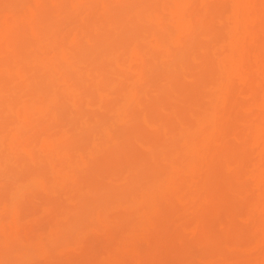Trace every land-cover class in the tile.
<instances>
[{
  "label": "bare ground",
  "instance_id": "6f19581e",
  "mask_svg": "<svg viewBox=\"0 0 264 264\" xmlns=\"http://www.w3.org/2000/svg\"><path fill=\"white\" fill-rule=\"evenodd\" d=\"M23 1L27 2V0H21L20 1L21 5L20 4L16 5L15 9L17 6L21 7ZM31 1L32 0H30V2ZM89 1L92 2V7H91L92 11L90 13H87L86 15L81 14L80 16H78L77 19H75V23H73L74 25H72L71 23L72 21L70 23L68 22L70 25L68 24L67 26L68 27L70 26V28L66 26V28L64 27V31H62L63 22L59 20L48 21L46 19L40 18V19H34L33 21H30L26 24L24 21H23L24 23L16 22L15 25L13 26L14 28L17 27L18 25H21L24 26L25 28L27 27V29H25L26 32L27 30H29L28 28H30L32 34L26 37V40L23 39L24 41L22 40V42H19L21 44L18 47L19 49L17 50L9 51V48H7L8 49L7 52H3L4 50L2 49H4L5 46L0 48L1 49L0 74H10L4 80L0 81V123L5 122L4 123L5 130L2 126L3 130H1V134H0V173H4L6 171L11 172V170L14 172L15 167L20 168L17 167L19 166V163L17 164L16 161L19 162V160L21 159L20 164L22 162L21 164L22 173L23 172L26 173L27 171V174H29L28 178L35 179L37 177L38 178L44 177V180L47 181V177H48L47 172H49V168L50 170H52L51 166L54 161H55L54 164H56L55 159L57 156L55 152L57 149L56 147H58V144H56L55 142L54 147L56 149L53 147V153L50 149L49 152L47 148L43 149L44 152L43 151L41 152V150L37 149V147L40 145L39 142L41 141L42 138L41 139L39 138L38 140L37 138L34 137L35 138L34 140V138L29 139L28 137L26 138L25 136H23V134L26 131H27L26 132L27 135H29V133L31 134L30 126L32 129L35 127L34 119H36V116L38 114L41 115V118L39 116L36 119V121L40 119L38 121L39 124L43 123L42 118L43 120H45L46 117H47L46 120L48 122H49L48 117L50 118V121L51 120L55 121V117H53V119L51 118L53 115L56 116L57 114H59L60 112L59 109H60L66 116V121L68 123L71 122V124H76L77 121H80L79 133H76V135L78 136L79 134L85 132L92 125L91 124L92 121H93V125L97 126L96 130L97 128H99L101 124L100 120H97L98 124L95 123L96 115L95 113L92 112V110L94 109V107H99V106H101V108L106 107V109H104L105 116L106 114L109 115L110 112H108V108H107L108 106H102V102H103V97L106 96V94L109 95L110 93H112L113 97L111 96L110 100L115 99L113 100L114 105H110V104L109 105L112 106L111 108H113L114 110L122 109L123 115L121 116L120 120L114 123L115 125L113 127L115 129H112L111 127V131H113V133L117 132L114 133L115 135L114 141H116L120 146L121 145L123 146L120 147L121 153H119L120 151L118 150L117 146H115L114 143L112 146V148H114V157H113L114 159H112L113 163H109L108 165L104 166L102 169H98L99 167H102V166H98L96 168L97 170L94 169L96 170V172H94L93 170L92 175L91 173L90 175L93 176L95 174L94 179L96 181L98 182L103 181L104 184L102 183L101 186L102 185L108 186V188L107 186L106 188L104 187L105 190L102 187V190H104V197L105 194L107 196L106 190L108 189V193H109L110 188H111V193L114 191L117 195L116 198L113 193L111 196L112 198L114 195V198L116 199L115 200L116 204L113 203L114 207L116 209H119L120 210L119 215H122L121 218L119 219L120 225L117 226L119 220H117V223L115 225V227L117 228L114 229V233L117 236L116 238L124 237L125 231L129 230L128 226H130V224L133 226L134 223H136V220L134 221V219L138 215V211L135 206L138 202L137 200V198H139L138 195L148 196L150 198H159L158 209H160V211L164 213V218L153 227H149L148 230L145 228L142 229V235H143L142 237L146 238V241H150L149 243H153V241L157 243L160 241L159 245L164 244L166 246L167 244H169L167 242H170L171 236L173 235V234L169 235L168 233L166 234V232L170 230L171 224L174 222L175 219L178 218V214H175L173 212L175 207L176 210L179 207V206L177 207L176 203H178L180 198L181 200L182 199L184 200L190 197V196L186 197L187 194H183L182 191H180L182 193L181 196L179 192V189L181 187L180 182H182L181 180L184 177L188 176L191 173H194L195 175L201 174V176L203 177V183L212 186L213 195H211L212 192L210 193V198L212 197V200L214 199L213 197L214 193L216 196H218V193H221L220 195L221 198L225 197V193L227 199L231 197L229 196L230 195L229 191L222 190L223 186L220 183V180L226 178L225 176H227L228 174L227 164L230 166L228 161L224 160L223 157H214V156L207 157L208 159L205 158L202 161H198V162L194 161L196 152L202 145L206 144V147L208 148H216V147L220 148L221 147L220 140L222 138L223 131H225L228 128V124L222 126H214L210 124V121L208 120L209 116L214 114V108L216 106V104L214 103L218 99L215 89L216 86H213V84L210 85L206 83L205 80L207 78V71L206 72L202 71V73H206V74H185V72L186 71L188 72L189 64L195 65L196 69H197V65L201 67L204 64H208V63L209 65H214V62L212 63V60L210 59L214 57L213 55L214 53H217L220 56V62H219L220 67L225 68L229 61L233 62L239 60L240 55L234 50L238 33L242 31L243 25L246 26L247 22L250 23L253 20L254 23H257L259 17L257 5L259 3V0H254V1L252 0L247 2L246 4H240L236 0H222V3L221 0H217V2L219 1V4H221V6H219V4L216 3V6H218V8L215 7V9H218L217 12L219 13V15L218 13L212 14V12H210L209 10L211 6L210 4L207 5V10L204 9L206 8V4L210 2L209 0H199L195 7L196 10L193 8L194 10L193 9L192 11L187 10L188 12L186 13L185 11L182 10V6H184L189 0H177V1L150 0L149 6L151 5V1L152 3L153 2L155 3L154 4L155 6L153 7L150 6L149 8H147V10L145 11L146 13L142 17L140 16V14L139 17L136 16L137 11L135 12V9L137 8V6L135 7V9L134 7L133 8L130 7L128 9L119 8L120 15L122 14L121 10L127 12H129V10H132L135 12V13L133 12L135 16L132 17L131 15L132 12L128 14L127 12L123 11L124 12L123 19H118V20H116L117 17L113 16L115 14L118 15L117 12L116 13L114 12L115 14L112 15L109 14V12L111 13L112 10L109 11L108 13L107 11H104V8H102L104 0H89ZM18 2L19 0H16L14 3L17 4ZM137 3L138 2L136 1V4ZM130 4H131V0H130ZM133 5H135L134 2ZM145 5L146 3L143 5L144 8L146 9ZM20 7L18 8L19 10ZM24 7L25 5L22 8ZM108 7H110V5ZM8 9L7 11H9ZM102 9L103 11H101ZM11 11H13V9H11ZM14 13H17V11L14 10ZM9 21L12 20H9L8 18V22ZM157 21L159 22V26L154 27V25L156 24L152 25L151 23ZM64 25L65 23L63 24V26ZM141 26L142 27L145 26V28L140 29ZM152 26L153 29H148V28H152ZM8 29L9 28H7V30ZM139 29L141 33L138 32ZM129 30L132 31L130 32L132 34V37L130 33H128ZM9 32H12V30H10ZM148 40H151V42H150V47L148 45L147 46L148 49H147L144 43H146V41ZM213 40L214 43H212ZM169 43L173 44L174 53L170 51L171 48ZM176 48H180L182 50V53L180 55H178L177 53L175 54L174 50ZM156 53L159 54V58H156L158 59L157 61L156 59H154L155 60L154 62L156 63L153 64L150 61L151 58L153 60L154 55H156ZM98 63L107 65V69L104 73L103 72L100 73V71H98L99 68L96 69ZM151 64L158 66V68L155 71V74H154V69L151 67ZM215 65H217V62H215ZM192 69H194V67H192ZM99 74H106V75L105 77L100 78ZM235 74H239V73L235 71ZM78 75L81 76L80 80L83 79L82 83L79 82L80 80L79 81L77 80L78 82L77 86L66 87L64 85L66 81V79H64L65 81L63 82L64 76L70 78L74 76L76 78V76ZM150 75L156 78L159 76L161 80L158 81L159 77L156 82H154L155 79L154 80L152 79V81L154 82L153 85L152 81L145 80V78L149 77ZM94 76L95 77L99 76V77L94 79L93 78ZM177 78H179L180 81L183 80V83H180V81H178L180 85L178 84L176 86L172 85L169 79L173 81V80H177ZM115 80H116L115 83H117V80H122L124 81V83L120 87L110 92L103 88V85L105 83ZM169 81L170 83H168ZM157 82L159 83L158 85ZM200 90H202L203 93V95L201 96H200L201 93ZM231 91L234 94L235 99L233 105L230 106L229 108L239 107V104L241 103V101H243V94L241 93V91L234 89V87ZM87 97H90V101L87 100ZM95 97L97 99L93 101ZM165 100L168 103L165 102ZM91 101L93 103H91ZM201 102L202 103L204 102V104L202 105ZM22 103H24V105L27 104V109L30 107L29 103L32 104V106L29 108L30 110L29 112L28 110L26 113L24 112L23 110L24 108L21 107ZM57 106H59L60 108H58ZM54 107L55 109L58 110L57 114H56L57 110L55 111ZM79 110H80L79 115L73 114L74 111H79ZM150 110L151 111L156 110L158 113L160 112L159 114L160 118L158 116L156 122H152V120L154 119L150 117L151 116L149 114V112H151ZM51 112L52 115L50 117ZM91 113H93V118H92L93 120L90 121L89 116L90 117L92 116ZM166 114L168 115V117ZM59 116H57L58 117L57 120L62 121L63 119L61 118V116L60 117ZM46 120L44 121V123H47L48 125V122ZM38 122L36 123V125H38ZM153 123H155V126ZM8 125L9 126L11 125L10 128L8 127ZM20 125H23L25 128L23 129L21 127L15 128ZM109 126L104 125V127L106 128L100 127V129L105 130ZM38 127L40 126L38 125ZM91 127L92 128H90V130L91 131L93 130L92 136L94 135V133H96L95 137L96 140H98L100 137L97 138V135L102 136V133H100V131L96 132L95 126H91ZM28 128L30 132L28 131ZM17 129L20 130L19 133ZM21 129L22 131L24 130L26 131H24V133L22 134ZM63 129L65 130V127ZM142 129H147V131L149 129L150 131H152L151 132L152 134L153 133L159 134L162 132L163 136L162 137L157 136V138L144 137L145 133L141 131ZM206 132H209L208 135L209 139L204 144H202L200 142V139L198 140V137L200 134H204ZM55 135H59V133ZM62 135H65V133ZM90 135L91 133L89 134V136ZM46 136L52 138L53 134ZM85 136L88 138L87 134ZM22 137H25V139L24 138L22 139ZM83 138L82 140L85 146H87L86 148L82 144L83 147H85L86 149L85 153L84 150H82L83 152L82 154H84L85 156L88 154L86 153L88 151L87 149L89 147L92 148V141L94 140L93 137H91V140L90 141L87 140V142L89 141V143H87L84 141L86 138L85 139ZM20 141H23L25 145H22ZM33 142H35V145H33ZM246 143L245 144L243 143V145L245 146ZM29 144H31V146H33L34 148V149L29 148L30 151H32L33 153L32 155L27 156V154H24V152L26 151L25 149L24 152L22 151L23 153H21V156H19L20 159L19 157H15L14 154H16L15 148L17 147V145H18L17 147L18 149L16 148V150L20 151V149L22 150L23 147L26 146L29 147ZM129 144L135 145V147L132 146V149H134L132 153L135 154L136 156L131 154L130 146H129V152L128 149H126V145ZM19 145H22V147H20ZM184 147H191L192 150L188 149L187 151H185ZM135 148H137L136 149L137 152ZM96 150L97 149L95 148V152ZM77 151L79 152L81 150L77 149ZM77 151L74 150V152L72 153L71 150L70 158H67L66 156V158L69 159L70 163H72L75 160V158L78 156L77 155L76 157H74V153L76 152L75 154H77ZM40 152L42 153L41 155L39 154ZM93 152L94 149H92V153ZM44 153H46L45 157L43 156ZM123 153H125V155H123ZM22 154L24 155V157L25 156L27 157L22 158ZM35 154L37 155V157L34 156ZM46 155H48V157L49 155L51 156L50 157V159L52 160L51 162H47ZM119 155L120 157L115 159V156L118 157ZM32 156L34 157L32 158ZM249 156L250 155H247V153L245 155L243 153L242 156L238 157L237 159L239 160V164L237 163L238 161H236L235 162L236 166L234 167L233 171L230 172V174L233 176L236 171V174L233 176V179H235L237 185L240 184L239 182L242 180L246 181V179L241 176L240 179L238 178L239 172L243 173L244 171V173L247 172L248 174L250 172L248 170L249 167L247 166H246L247 171L244 170L245 163L248 160H250ZM132 157L134 158L132 159ZM31 158L34 160L36 164V166L34 164V167L32 166L33 161ZM73 158L74 160L72 161ZM135 158L136 160H138V163H133L132 164L133 167L131 165L132 170L130 169V166L127 168L128 165L127 161L133 162L135 161ZM246 158L247 160L245 161V163L243 162L241 163V161L243 159L245 160ZM44 159L46 160V164H43L45 163ZM120 159L121 161H119ZM25 162H27L30 165V168H28L29 165L27 167V163ZM120 163L121 164L123 163L122 165L123 169L122 168L117 169L118 166H121ZM115 164L117 165L115 166ZM22 165L23 166L26 165V167L23 168ZM13 167L14 169H12ZM111 168L112 171H116L119 173L121 171V173L129 174L127 176V179L125 176H116V178L115 176L114 177L108 176L111 181L113 179L112 182L108 183L107 182L108 179L106 180L107 175L104 176L102 175V173L104 172V174H107L106 172L108 171V169H110L111 171ZM47 169L48 171L46 172L45 170ZM28 171L30 172L28 173ZM200 171H202V173H199ZM140 172L143 173L142 174L143 178L139 176ZM204 172H205V176L203 174ZM134 173L136 176H134ZM222 174H223V178H221ZM99 175L101 176L100 179L98 178ZM231 175L228 174L229 177ZM85 176H87V174ZM102 176H104V179ZM129 176L130 179H137V182L135 183L128 182L130 180ZM119 177L121 178V180L119 179ZM87 178H89V176H87ZM122 178L123 180L124 179L125 180L122 183L117 184V182L122 181ZM218 178L219 180H217ZM30 179L29 180L27 179L25 182L23 181L22 183H19L18 188L16 189V191L13 192L11 199L9 200L11 201V203H13L12 201L14 202L17 201L16 199H18V191H21L24 188L26 190L27 187L29 186L32 187V185L34 186L32 187V189H35V187L37 189L38 185L36 186L35 182L31 181ZM214 179H216V181H214ZM210 180L215 184L217 183L215 187L213 186L214 183L212 185L210 184L211 182ZM87 185H89L88 182ZM115 185L117 187L114 189ZM241 185L243 184H240V186ZM85 187L89 188L88 186ZM72 188L76 189L75 186ZM121 188L125 190V192L121 190V192L124 193V196L120 192ZM131 189H133V192ZM96 190L98 191L99 189L95 188V186H92L90 187L89 191L87 190V193L90 192L89 194L92 193V195H94V192L96 194ZM216 190L217 191L219 190L218 193L216 192ZM82 191L83 194L79 193L81 195L80 203L82 202L84 206L82 207L83 204H81L80 206L82 207V209H85L88 206L87 207L88 209H86V211H89L90 213V210L93 206L90 208L89 205H93L92 203H94V200L92 198L87 197L85 195L86 193L84 192V190ZM78 192H77V196H78ZM261 197L264 199V192H262L256 199H254V201H257V199L261 200L262 199ZM218 199L221 200L220 198ZM103 200L102 203L105 204L106 201L103 202ZM1 204H2V200H1ZM62 204L63 203H61V207ZM109 204L110 203H108V205ZM68 206L70 205L68 204ZM94 206L96 207V205ZM104 206L105 205H103V208ZM77 208L80 207L78 206ZM69 210H71L70 207ZM110 210L112 209L110 208ZM112 211L110 212L112 213ZM83 212L85 213L84 210ZM101 214L102 216L104 215L103 213ZM262 215L264 218V214ZM51 218L53 219L52 216ZM109 218L110 217H108V219ZM181 218L184 217L181 216ZM105 221H107V219ZM86 226L87 225L85 224L83 228H85ZM165 229L167 230L164 231ZM241 232L243 231L241 230ZM111 235L112 237H114L112 234V230H111ZM99 236H101V234ZM175 238L177 239V237ZM52 242L53 245L57 244L54 243V241ZM260 242H258L257 245ZM63 243L65 244L66 242L63 241ZM170 244H174V243L170 242ZM97 245L98 244L96 243L95 247ZM236 248L238 249V247ZM157 250H159L158 246H157ZM12 251L14 253V249H12ZM155 251H156V247L153 249L154 255H155ZM230 252L229 255L226 254L224 255V259H222L223 256L220 253L219 255L222 257L220 260L219 259L220 256H219L218 262L228 260L229 257L237 258V253H238L237 251H236L237 253L234 251L232 255ZM210 256L214 258L213 254ZM95 257L97 258V256Z\"/></svg>",
  "mask_w": 264,
  "mask_h": 264
},
{
  "label": "rangeland",
  "instance_id": "374dc122",
  "mask_svg": "<svg viewBox=\"0 0 264 264\" xmlns=\"http://www.w3.org/2000/svg\"><path fill=\"white\" fill-rule=\"evenodd\" d=\"M15 1L16 0H0V22H1L0 48L5 46V48L2 49L4 50L3 52H7L8 50L7 48H9V51L19 49L18 47L21 44L19 42H22L23 39L26 40V37L32 34L30 28H28L29 30H27L26 32L25 29H27V27L25 28L24 26L18 25L17 27L14 28L13 26L15 25L16 22L18 23L25 22L26 24L30 21H33L34 19H40V18L46 19L48 21L59 20L63 22L62 31H64V27L66 28V26L71 21H72L71 22L72 25H74L73 23H75V19H77L78 16H80L81 14L86 15L87 13H90L92 11L91 8L92 2L89 0H74V1L73 0H32L31 2L30 0H27V2L23 1L24 4L22 3L21 7L19 6L20 10L18 9L19 8L18 6L15 9V6L19 4L21 5L20 2L21 0H19L17 4L14 3ZM104 1L102 6V8H104V11H107L108 13L109 11L112 10L111 13L109 12V14L112 15L115 14L116 12L118 13V15L117 14L113 15L117 17L116 20L123 19V13L127 12L121 10L122 14L120 15L119 8L128 9L130 7L132 8L134 7L135 9V7L137 6V8L135 9V12L137 11L136 16L139 17L140 14V16L142 17L146 13L145 11L147 10V8H149L150 6L151 7L155 6L154 5L155 3L154 2L152 3V1H151V5L149 6L150 0H131V4H130V0H125L126 2L124 0H109V1L104 0ZM136 1L138 2L137 4ZM198 1L199 0H189L184 6H182V10L185 11V13L188 12L187 10L192 11L193 8L196 10L195 7ZM209 1L210 2L207 1L208 3L206 2L207 3L206 8L204 9L207 10V5L210 4L211 5L209 9L210 12H212V14H217L218 9H215V7L218 8V6H216V3L219 4V1L218 2L217 0H209ZM236 1H238L240 4H246L247 2L252 0H236ZM133 2L135 5H133ZM145 3H146L145 5L146 9L143 6ZM24 5L25 7L22 8ZM109 5L110 7H108ZM219 6H221V4H219ZM257 6L259 12L257 23H254L253 20L250 23L247 22L246 26L243 25L242 31L238 33L234 50L235 52L239 53L240 55L239 60L233 62L229 61L225 68L220 67L219 65L220 56L217 53H214L213 54L214 57L210 58L212 60V63L214 62V65H209V63L204 64L202 67L197 65V69H196L195 65L193 64L190 65L188 63L189 70L188 72L187 71L185 72V74H206V73H202V71L205 72L207 71V78L205 81L210 85L213 84V86H216L215 88L216 95L218 96V99L214 103L216 104L214 108V114L210 115L208 120L210 121V124L214 126H222L228 124V128L225 131H223V135L220 140V144H221L220 148L206 147V144L204 143L209 139L208 137L209 132L199 135L198 140L200 139V142L204 145H202L197 150L196 156L194 157V161L196 162L202 161L203 159L210 156L223 157V159L228 161V163L230 164V166L227 164V167L229 168V169L227 168L228 170L227 173L231 175L230 172H232L234 167L236 166L235 162L238 161L237 163L239 164V160L237 158L242 156L243 153L244 155L247 153V155H250L249 156L250 160H248L245 163V161L247 160L246 158L245 160L243 159L241 163L242 162L245 163L244 170H246V166H247L249 167L248 170L250 172L249 174L246 172L248 175L244 173V171L243 173L239 172L238 174L239 179L240 176L246 179V181L242 180L239 182L240 184L243 185L240 186V184H238L239 185L238 186L237 182H235V179H233V176L236 174V171L235 174L233 176L231 175L230 177L228 176V174L227 176H225L224 174L226 178L220 180V183L224 188V189L222 188V190L229 191L230 194L229 196L231 197L227 199L225 193V197H223L222 195L223 198H221L220 196L221 193H218L219 190L218 191L216 190L218 196H216L214 193L213 197L216 200L214 199L212 200V197L210 198V193L212 192V186L203 183V177L201 176V174L195 175L194 173H191L188 176L184 177L181 180L182 182H180L181 190L179 189V192L182 191L183 194H187V196L185 195L186 197L189 196L190 197L184 200L183 199L181 200L180 198L178 203H176L177 207L178 206L179 207L177 208V210L175 207L173 212L175 214H178V218L174 220V222L171 224L170 230L166 232V234L168 233L169 235L173 234L172 235L173 237L171 236L170 242L174 244H170V242H167L169 244H167L166 246L164 244H163L164 246L159 245L160 241L157 243L155 241H153V243H149L150 241H146V238L142 237L143 236L142 229L145 228L148 230L149 227H153L164 218V213L160 211V209H158L159 198H150L148 196L138 195L139 196V198H137L138 202L135 205L138 211V215L134 219V221L136 220V223H134L133 226L131 224L130 226H128L129 230L125 231L124 233L125 236L123 235L124 237L116 238L117 236L114 233V229L117 228L115 227V225L117 223V220H119L122 216L119 215L120 210L114 207V204H116L115 198L117 197V195L113 191L112 193L115 195V198L114 195L111 198L112 196L111 188L109 190V193L107 189L106 190L107 196L105 194V197L108 198L107 200V198L104 197V190L107 185L101 186V184L102 183L104 184V182L96 181L94 179L95 174L93 176L91 175L93 173V170L96 169L98 166H102L98 168V169H102L104 166L108 165L109 163H113L112 159H114L113 158L114 148H112V146L114 143L115 146H117L118 150L120 151L119 153H121L120 147H122L123 145L120 146L116 141H114L115 138L114 133L117 132L113 133V131H111V127L112 129H115L113 127L115 125L114 123L120 120L121 116L123 115L122 109L114 110L113 108H111L112 106L110 105H114L113 100H115V99L110 100L111 96L113 97L112 93H110L109 95L106 94V96L103 97V102H102V106H108L107 107L108 112H110L109 115L106 114L105 116L104 109H106V107L104 108H101V106L94 107L95 110L93 109L92 112L95 113L96 115L95 123H97V120H100L101 124L99 128H97V130H96L97 126L93 125V121L91 123L92 124L91 126H95L96 132L100 131V133H102V136L97 135V138L99 137L100 138L96 140L95 137L96 133H94V135L92 136L93 130L92 131L90 130V128H92L91 126L87 129L89 131L86 130L87 132L85 131L77 136L76 133H79L80 121H77L76 124H71V122L68 123L66 121V116L59 109L60 111L59 114L63 119L62 120L63 123H62L61 120H57L58 119L57 116H59V114H57L58 110L55 109L54 107L55 111L57 110L56 111L57 115L56 116L53 115L51 119L55 117V121L51 120L52 121L51 123L50 118L48 117L49 119L48 122L46 120L47 118L46 117L45 120L48 122V125L47 123H44L45 120H43V118H42L43 123L39 124L38 121L40 119H38V121H36V119L39 116L41 118V115L38 114L36 116V119H34L35 127L33 126L34 128L32 129L30 126L31 129V134L29 133L30 136L26 134L27 127L26 130H24L26 131L25 133L24 131H22V129L25 128L23 125L15 127V128L21 127L22 134L24 133L23 136H25L26 138L28 137L29 139H32L35 137L38 140L39 138L40 139L42 138L41 141L39 142L40 145L37 147V149H40L41 152L43 151V149L47 148V150L50 149L53 153V147L56 142V144H58V147H56L57 149L55 147L54 148L56 149L55 154L57 157L55 159L56 164H54L55 162L54 161L51 166V169L53 171L50 170V168H49V172H47L48 169L45 170L48 173L47 181L44 180V177L43 178L37 177L35 179L34 178L30 179L28 178L29 174H27V171L26 173L21 172L22 162L20 164L21 159L19 156H21V153H23L25 149L26 151L24 152V154H27V156L32 155L33 153L32 151H30V149H32L33 146L29 144V147L28 146L23 147V149L21 150L20 147H22V145L25 144L23 143V141H20L22 143V145H19L20 151L16 150V148L18 147L17 145V147L15 148L16 154H14L15 157H19L20 159V160L18 159L19 162L16 161L17 164L19 163V166L17 167L20 168L15 167L16 172L15 171L13 172L11 170V172L6 171L4 173H0V247H1L0 264H107V263L108 264H264V218L262 215L264 214L263 213L264 199L261 197L262 198L261 200L257 199V201H254V199H256L262 192H264V181H263L264 179V0H259ZM10 8L13 9V11H11ZM7 9L9 11H7ZM116 9L119 10L117 11ZM14 10L17 11L18 14L14 13ZM101 11H103V9ZM130 12L133 13L134 11L129 10V12L127 13L129 14ZM132 13L131 15L132 17H134L135 14L133 13L134 14L133 15ZM8 18L9 20L12 21L8 22ZM64 23L65 25L63 26ZM151 24L152 25L156 24L154 25V27L159 26L158 21ZM7 28L9 29L7 30ZM68 28H70V26ZM142 28H145V26L140 27V29ZM140 29L138 30V32H140ZM148 29H153V26L152 28H148ZM10 30H12V32H9ZM130 32L132 31L129 30L128 33ZM130 35L132 37L131 33ZM150 42L151 40H148L146 41V43H144L147 49H148L147 47L148 45L150 47ZM212 43H214V40L212 41ZM169 44L171 48L170 51L173 52L174 49L173 44L172 43ZM174 51L175 54L177 53L178 55L182 53V50L180 48H176ZM156 58H159V54L157 53L156 55H154L153 60L151 58L150 62L155 64L156 62H154L155 61L154 59ZM157 60L158 59H156V61ZM215 62H217V65H215ZM151 67L154 69V74H155V71L158 68V66L151 64ZM192 67H194V69H192ZM98 68H99L98 71H100V73L102 72L104 73L107 69V65L98 63L96 69ZM235 71H237L239 74H235ZM9 75L10 74H0V81L4 80ZM105 75L106 74H99L100 78L105 77ZM98 77L94 76L93 78L96 79ZM158 77L156 78L150 75L149 77H146L145 80L152 81V79L153 80L155 79L154 82H156ZM64 79H66V81ZM80 79H81L80 75L76 76V78L74 76L72 78L64 76L63 82L65 81L64 85L66 87H73L78 85L77 80L79 81ZM160 80L161 78L159 77L158 81ZM169 80L171 81V84L174 86L183 83V80L180 81L179 78L173 81L171 79ZM170 81L168 83H170ZM178 81H180V83H178ZM79 82L82 83L83 79L80 80ZM115 82L116 80L109 81L103 85V88L110 92L120 87L124 83V81L122 80H117V83ZM158 84L159 83L157 82V85ZM233 87L234 89L241 91V93L243 94V101H241L239 107L229 108L230 106L233 105L235 99L234 94L231 91ZM200 92H201L200 96L203 95L202 90H200ZM95 99L97 98L95 97L93 101H95ZM87 100L90 101V97H87ZM166 100L165 102H167ZM91 103L93 102L91 101ZM203 104L204 102L202 103V105ZM29 105L30 107L32 106L31 103H29ZM21 107L24 108L23 110L25 113L27 112V110L28 112L30 111L29 110L30 107L27 109V104L24 105V103H22ZM57 107L60 108L59 106ZM93 113H91L92 115L91 117L89 116L90 121L93 120L92 119ZM73 114L79 115L80 110L74 111ZM149 114L151 115L150 117L154 119L152 120V122H156L158 116L160 118L159 115L160 112L158 113L156 110L149 112ZM51 115L52 112L50 113V117ZM37 122L40 127L36 125ZM4 123L5 122L0 123V134H1V130H3L2 126L4 128ZM153 124L155 126V123ZM104 125H107L109 127L105 130L104 129L101 130L100 127L106 128L104 127ZM10 126L8 125L9 128ZM64 127L65 130L67 131L63 129ZM17 131L19 133L20 130L17 129ZM28 131L30 132L29 128ZM141 131L145 133L144 137L157 138V136L160 137L163 136L162 132L159 134L158 133L152 134L151 133L152 131H150L149 129L148 131L147 129H142ZM58 133L59 135H55ZM64 133L65 135H62ZM90 133L91 135L89 136ZM51 134H53L52 138L46 136ZM86 134L88 135V138L85 136ZM25 137H22V139L23 138L25 139ZM91 137H93L94 140L92 141V148L89 147L87 149L88 151L86 152L88 153L87 154L88 156L87 155L84 156V154H82L83 153L82 150H84L85 153L86 151L85 147L87 148V146H85L82 138L83 139L86 138L84 141L87 142V140L89 141L91 140ZM89 141L87 143H89ZM243 143L244 144L246 143V145L244 146ZM82 144L85 147H83ZM33 145H35V142H33ZM129 146L131 148L130 149L131 154L136 156L135 154L132 153L134 151V149H132V146L135 147V145L134 144L126 145V149H128V152H129ZM95 148L97 149L96 152L98 153L95 152ZM77 149L81 151L78 152ZM92 149H94L93 153H92ZM136 149L137 148H135V150ZM188 149L192 150L191 147H184L185 151H187ZM71 150L72 153L74 152V150L77 151V154H75L76 152L74 153V157L78 155L75 158V160L74 158L72 159V161L74 160L72 163H70L69 159H67L70 158ZM41 152L39 153L40 155L42 154ZM45 154L46 153H44L43 155L44 157ZM50 155L49 157L48 155H46L47 162L52 161L50 159L51 157ZM123 155H125V153H123ZM27 156L24 157V155L22 154V158H26ZM34 156L37 157L36 154ZM34 156H32V158ZM119 157L120 155L118 157L115 156V159ZM133 158L134 157H132V159ZM136 158H135L136 162L127 161L128 162L127 168L130 166L131 169V165L133 163H138V160H136ZM32 161H33L32 166L34 167L35 162L33 159ZM119 161H121V159ZM43 164H46V160L45 163ZM28 165L29 164L27 163V167ZM116 165L117 164H115V166ZM122 165L123 163L121 164V166H118L117 169L122 168ZM24 167H26V165H24L23 168ZM28 168H30V165ZM12 169H14V167ZM96 170H94V172H96ZM29 172L30 171H28V173ZM106 173L107 174H104L103 172L102 175L104 176L107 175L106 180L108 179L107 180L108 183L113 181V179L111 181L109 177L115 176L116 178V176H125L127 179V176L129 175V174L121 173V171L120 173L116 171H112V168L111 171L110 169H108ZM199 173H202V171H200ZM86 174L87 176H89V178L85 176ZM142 174L143 173L140 172L139 176L142 177L143 176ZM203 174L205 176V172ZM104 176H102L103 179ZM134 176H136L135 173ZM100 177L101 176L99 175L98 178L100 179ZM221 178H223V174ZM27 179L34 181L36 186L38 185L37 189L36 187L35 189H32V187H34L33 185L32 187L29 186L31 188L27 187L28 190L27 188L26 190L25 188L24 189L21 188L23 190L18 191V199H16L17 201L16 202L12 201L13 203H11V201L9 200L11 199L13 192L16 191V189L18 188L19 183H22L23 181L25 182ZM119 179L121 180L120 177ZM124 180L122 178V181L117 182V184L122 183ZM217 180H219V178ZM214 181H216V179H214ZM87 182L89 183V185H87ZM128 182L135 183L137 182V179H130ZM213 183L214 182L212 181L210 182L211 185ZM216 184L214 183L213 186L215 187ZM74 186L76 189L72 188ZM85 186H88L89 188H86ZM92 186H95V188L99 189L98 191L96 190V194L94 192V195H92V193L89 194L90 192L87 193V190L89 191L90 187ZM102 187L103 188L105 187L104 190H102ZM116 187L117 186L115 185L114 189ZM82 190H84V192L86 193L85 195L87 197L92 198L94 200V203H92L93 201L91 202L93 205H89L90 208L93 206L92 207L93 209L92 208L91 210L89 209L91 214L89 213V211H86V209H88L87 208L88 206L86 207L87 204L85 202L84 203L86 204L85 205L86 208L82 209V207L84 206L82 202L80 203L81 201L80 194H83ZM121 190L125 192L124 189L121 188L120 192ZM131 190L133 192V189ZM77 192H78V196H77ZM121 193L124 196V193L123 192ZM182 193L180 192L181 196ZM211 195H213V192L211 193ZM216 197L220 198L221 200H219ZM1 200H2V204H1ZM102 200L103 202L106 201V203L105 204L102 203ZM61 203H63L62 207H61ZM108 203H110L109 204L110 206L108 205ZM68 204L70 206H68ZM81 204H83L82 207L80 206ZM102 204L105 205L104 208ZM94 205H96V207ZM78 206L80 208H77ZM69 207L71 208V210H69ZM109 207L113 211L110 210ZM83 210L85 211V213L83 212ZM110 211H112V213ZM101 213H103L105 216L104 215L102 216ZM51 216L53 217L54 220L51 218ZM181 216L184 218H181ZM108 217L110 218L108 219ZM106 219L107 221H105ZM199 219L202 221H200ZM49 221L51 224L49 223ZM75 221L77 222V224ZM83 224L84 226L85 224L87 226L83 228L84 227ZM80 225L82 227V230ZM118 225H120V220L117 226ZM111 230L115 238L112 237ZM166 230L167 229H165L164 231ZM241 230L243 232H241ZM100 234L101 236H99ZM175 237H177V239ZM51 240L57 244L53 245V242ZM63 241L66 242L65 244L67 245H65ZM258 242L260 243L257 245ZM96 243L98 245L95 247ZM157 246L159 250H157ZM155 247H156V251L154 255L153 249ZM236 247H238V249ZM12 249H14V253ZM91 250L93 254L91 253ZM234 251L238 252V253L236 252L237 258L229 257L228 260L218 262L219 259L221 260L222 256H223L222 259H224L225 254L229 255L230 252L232 255ZM220 253L222 256L219 255ZM212 254L214 255V258L210 256ZM95 256H97V258Z\"/></svg>",
  "mask_w": 264,
  "mask_h": 264
}]
</instances>
